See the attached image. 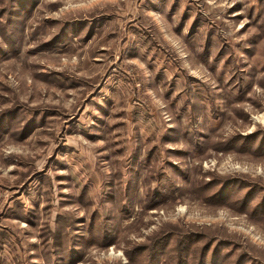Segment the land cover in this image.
<instances>
[{
  "label": "rangeland",
  "instance_id": "rangeland-1",
  "mask_svg": "<svg viewBox=\"0 0 264 264\" xmlns=\"http://www.w3.org/2000/svg\"><path fill=\"white\" fill-rule=\"evenodd\" d=\"M0 264H264V0H0Z\"/></svg>",
  "mask_w": 264,
  "mask_h": 264
}]
</instances>
